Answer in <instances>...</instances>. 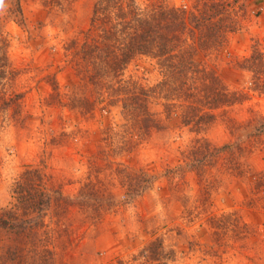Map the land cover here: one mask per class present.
Segmentation results:
<instances>
[{
    "label": "rangeland",
    "instance_id": "obj_1",
    "mask_svg": "<svg viewBox=\"0 0 264 264\" xmlns=\"http://www.w3.org/2000/svg\"><path fill=\"white\" fill-rule=\"evenodd\" d=\"M190 1L172 0L176 5ZM93 2L71 0L49 10L40 0H0V63L8 71L0 92V211L14 202L13 184L27 167L40 172L44 189H57L74 201L90 170L87 159L109 152L123 164L143 168L154 182L128 200L124 189L109 181L107 192L116 207L95 222L84 221L72 207L70 223L64 221L70 227L67 238L50 209L46 219L59 232L51 246L55 264H136V257L148 264L149 250L143 257L140 250L156 243L166 264H264V77L253 89L245 60L252 48L264 57V0H242L243 25L228 36L225 49L196 55L216 69L229 90L247 97L216 110L201 134L215 148L227 145L220 158L202 175L187 166L176 172L179 176L173 170L184 165L181 152L189 151L195 136L176 116H159L163 128L146 140L133 135L131 150L120 151L103 141L105 131L113 132L115 141L124 135L117 109L83 114L63 104L69 96L83 95L64 47L87 28ZM125 75L148 85L161 78L155 61L144 56L135 58ZM51 83L62 99L51 96ZM151 108L160 110L156 104ZM228 162L237 163V171L221 166ZM155 238L162 244H153Z\"/></svg>",
    "mask_w": 264,
    "mask_h": 264
},
{
    "label": "trees",
    "instance_id": "obj_2",
    "mask_svg": "<svg viewBox=\"0 0 264 264\" xmlns=\"http://www.w3.org/2000/svg\"><path fill=\"white\" fill-rule=\"evenodd\" d=\"M70 1L40 0L49 10L63 8ZM243 11L242 0H191L190 4L180 5L172 0H94L87 28L64 47L81 81L83 95L69 96V102L63 104L83 114L95 109H117L124 135L115 141L114 133L105 131L103 141L110 149L120 151L131 150L133 135L146 140L154 129L163 128L159 116H176L195 137L189 151L181 152L184 165L179 164L172 174L179 176L176 172L181 173L188 166L202 175L227 145L215 148L201 134L215 120L216 110L245 101L247 94L229 90L216 69L196 55L202 52L209 56L224 50L228 36L243 25ZM251 51L245 60L253 75V89H258L259 80L264 77V57L256 48ZM138 56L157 64L161 78L155 84L125 75L128 65ZM6 66L0 63V92L8 74ZM52 89L51 96L62 99L55 84ZM153 104L159 106L158 112L152 110ZM124 130L131 133L130 138H126ZM97 152L103 151L99 148ZM98 160L103 162L102 168ZM87 164L90 170L86 182L72 202L57 189H44L38 170L27 167L21 173L13 184L14 202L0 211L2 263L55 264L51 246L59 232L46 219L50 209L56 213L54 224L67 238L70 227L64 221L70 219L72 207L84 214V221L93 222L116 207L107 192L109 181L122 187L128 200L139 197L154 182L143 168L123 164L109 152L91 156ZM221 166L230 172L237 171L239 165L228 162ZM155 241L160 240L155 238L153 244ZM156 245L142 248L140 256L149 250L148 264H166L160 260L163 258L158 254L162 253ZM136 259V264H143V258Z\"/></svg>",
    "mask_w": 264,
    "mask_h": 264
}]
</instances>
